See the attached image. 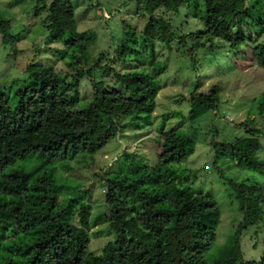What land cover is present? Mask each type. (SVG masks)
Returning <instances> with one entry per match:
<instances>
[{
  "label": "trees",
  "instance_id": "obj_1",
  "mask_svg": "<svg viewBox=\"0 0 264 264\" xmlns=\"http://www.w3.org/2000/svg\"><path fill=\"white\" fill-rule=\"evenodd\" d=\"M132 1L136 15L145 19V24L138 36L122 26V38L114 52L122 64L142 60L139 45L149 47L151 61L157 30L187 48L192 62L206 46L235 52L245 41L244 25L256 30V35L264 33V0H193L192 4L186 0L184 9L201 30L185 34L181 26L187 25V16L179 25L162 18V13L172 7L171 0ZM47 19L49 40L57 41L62 33L59 20L55 16ZM0 35L8 44L13 43L8 22L3 19ZM93 40L80 32L73 35L72 44L83 55ZM105 57L100 55L89 70H74L68 82L51 70L29 64L18 88L12 90L9 83L0 87V196L24 202L23 208L9 211L0 205V264H157L158 255L165 264H264V241L258 263H238L213 253L220 211L213 198L190 187L187 170L181 166L192 153L193 142L174 130L159 135L156 160L165 179L172 176L177 181L163 183L160 174L147 169L122 180L105 181L104 205L115 240L101 255L88 253L87 239L71 225L75 211L68 194L74 189L66 187L60 176L56 178L57 164L79 154L94 155L120 133V119L148 117L154 110L153 99L129 75L105 66L103 71L113 77L112 86L105 89L96 82L93 69ZM252 61L264 72V52L254 53ZM163 70V65H157L153 75ZM83 79L89 80L91 99L77 106ZM216 94L215 90L191 92L184 120L192 123L213 112ZM261 136L264 132L258 129L245 130L244 137L226 150L236 168L264 178V157L258 155ZM226 190L241 215V224L233 232L238 252L241 232L248 223L247 188L227 180ZM128 213L135 226L149 235L150 243L127 240L122 222Z\"/></svg>",
  "mask_w": 264,
  "mask_h": 264
},
{
  "label": "rangeland",
  "instance_id": "obj_2",
  "mask_svg": "<svg viewBox=\"0 0 264 264\" xmlns=\"http://www.w3.org/2000/svg\"><path fill=\"white\" fill-rule=\"evenodd\" d=\"M185 1L171 0L172 7L162 13V18L179 25L187 16V25L181 26L182 34L198 32L200 25L196 27L187 15ZM187 2L192 4L193 0ZM49 16L58 18L62 29L57 41L49 40ZM2 19L8 22L13 43L8 44L0 35V87L9 83L12 90L18 88L29 64L51 70L68 82L74 70H89L104 55L105 61L93 69L97 83L105 89L112 86L111 73L103 71L108 66L118 74L129 75L153 99L154 110L150 116L120 119L121 132L94 155L79 154L71 161L57 164L56 178L60 176L66 187L74 189L73 194H68L75 211L71 225L87 239L89 254L101 255L115 240L109 211L104 205L106 193L101 192L105 181L122 180L142 169L156 171L163 183L177 181L172 176L165 179L156 160L159 135L174 130L186 134L193 142L192 153L181 166L187 170L190 187L213 198L220 211L213 253L238 263L259 262L264 241V178L236 168L227 150L234 141L244 137L245 130L264 132V72L252 61L254 53L264 52V33L256 35V30L246 29L244 25L245 41L235 52L214 45L209 50L206 46L194 55L195 62H192L187 48L179 47L157 30L151 61L149 47L139 45L137 50L142 53V60L122 64L114 53L122 38V26L138 36L145 24V19L136 15L132 0H0ZM80 32L94 39L83 55L72 44L73 35ZM157 65H163L164 70L154 76L152 70ZM213 90L217 92L214 112L192 123L185 121L188 95ZM78 93L77 106L90 101L88 79L79 83ZM122 94L129 98L125 92ZM245 119L249 122L244 124ZM258 140L261 146L258 155L262 158L264 136ZM206 165L208 171L203 169ZM227 180L241 182L247 188L248 223L241 232L238 252L233 232L241 224V215L235 199L227 197ZM23 204L19 199L0 196V205L8 211L23 208ZM132 217L128 213L122 222L127 240L150 243L149 235L135 226ZM157 258V264H165L160 255Z\"/></svg>",
  "mask_w": 264,
  "mask_h": 264
},
{
  "label": "built area",
  "instance_id": "obj_3",
  "mask_svg": "<svg viewBox=\"0 0 264 264\" xmlns=\"http://www.w3.org/2000/svg\"><path fill=\"white\" fill-rule=\"evenodd\" d=\"M227 121L230 122L231 120L228 119ZM203 169H204L205 171H208V166H207V167L204 166ZM101 192H102L103 194H105V193L107 192L106 188L104 187V188L101 190Z\"/></svg>",
  "mask_w": 264,
  "mask_h": 264
},
{
  "label": "crops",
  "instance_id": "obj_4",
  "mask_svg": "<svg viewBox=\"0 0 264 264\" xmlns=\"http://www.w3.org/2000/svg\"><path fill=\"white\" fill-rule=\"evenodd\" d=\"M213 112H214V111H213ZM125 119H127V118H124V120H125ZM136 119L138 120V118H134V120H136ZM183 119H184V118H183ZM121 120H122V119H121ZM131 120H133V119H131ZM244 121H245V120H244ZM119 126H120V121H119ZM120 129H121V127H120ZM120 132H121V130H120ZM118 134H119V133H118ZM145 139L147 140L146 137H145ZM147 141H148V140H147ZM148 142H149V141H148ZM234 142H235V141H234ZM260 149H261V146H260ZM206 166H207V165H206Z\"/></svg>",
  "mask_w": 264,
  "mask_h": 264
}]
</instances>
